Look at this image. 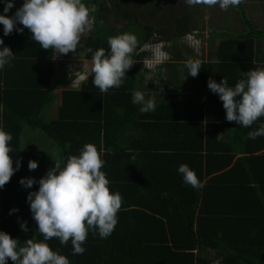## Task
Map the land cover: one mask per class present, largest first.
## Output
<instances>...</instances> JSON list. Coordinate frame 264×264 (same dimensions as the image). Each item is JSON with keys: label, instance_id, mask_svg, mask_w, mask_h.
<instances>
[{"label": "trees", "instance_id": "1", "mask_svg": "<svg viewBox=\"0 0 264 264\" xmlns=\"http://www.w3.org/2000/svg\"><path fill=\"white\" fill-rule=\"evenodd\" d=\"M139 1L83 0L91 20L83 46H78L84 60L92 63L97 49L107 52L109 36L128 32L138 40L131 56L134 65L122 85L108 92L94 85L92 67L85 81L72 87L78 73L67 76L66 58L41 48L22 24L17 25L22 32L8 36L0 24V37L15 54L11 66L0 70V126L13 137V167L20 161L19 170L0 188V231L21 246L29 239L43 240L27 202L28 193L39 185L29 189L19 181H38L57 162L63 164L91 143L105 162L102 171L110 190L122 196V207L112 234L101 239L90 231L82 255H73L71 240L66 245L57 238L47 241L70 264H264V136L249 137L264 117L248 128L227 121L223 102L207 86L209 78L220 83L224 77L232 87L245 72L264 66L259 41L264 31L251 26L245 15L248 3L242 0L235 6L239 19L230 22V12L228 25L211 28L208 37L216 42L207 58L193 51L188 57L185 49L168 55L163 44L164 62L148 67L142 60L145 53L136 50L143 43L153 44L151 35L164 31L140 24ZM22 3L15 0L7 15ZM3 8L0 3V13ZM110 16L121 27L111 25ZM190 19L191 12L175 33H169V42L193 32L205 42L202 27L194 29ZM188 60L201 62L196 77L188 75ZM150 72L156 80L147 82ZM134 91L153 99L155 111L141 113L132 103ZM26 128L43 132L58 151L22 146ZM30 160L38 162L37 169H28ZM181 164L195 171L199 188L183 181ZM24 222L28 231L20 227ZM7 264L14 262L9 259Z\"/></svg>", "mask_w": 264, "mask_h": 264}, {"label": "clouds", "instance_id": "2", "mask_svg": "<svg viewBox=\"0 0 264 264\" xmlns=\"http://www.w3.org/2000/svg\"><path fill=\"white\" fill-rule=\"evenodd\" d=\"M184 2L188 5H219L220 9L226 11L230 7L240 5L242 0ZM0 3L4 4L3 13H0L4 36L10 35L14 30L22 32L23 28L17 27L22 24L30 31L31 38L43 49L67 54L74 52L78 46H83L80 43L82 33L89 24V10L83 0H23L22 6L17 8L12 16L7 13L14 7L15 0H0ZM195 33L187 35L201 43ZM107 43V52L103 48L94 52L91 48L88 49L93 52V83L101 92H108L109 89L122 85L126 73L134 65L131 56L138 40L135 34L125 32L109 36ZM203 43L207 50V43ZM162 44L163 41L158 40L153 44L146 42L139 46L137 52L145 53L143 63L146 66L164 62L165 52L162 50ZM189 48H194V53L201 55L200 45ZM14 59L15 54L0 37V70L5 66L10 67ZM185 67L188 75L196 77L201 70V62L188 60ZM80 74L75 77L72 87L78 86ZM207 86L223 102L227 121H234L235 124L248 128L264 117V68L245 72V78L238 80L232 87L224 77L220 83L209 78ZM132 103L140 106L141 113L153 112L156 109L154 100L146 98L141 91L133 92ZM258 136H264V123L249 133L251 139ZM12 139L11 133L0 126V188H3L20 168V161H16V167H13V159L10 156ZM104 164L97 147L85 143L78 155L67 157L63 164L57 162L38 181L34 178H21L19 183L25 188L30 189L35 183L39 185L38 190L28 193L27 202L43 240L36 242L29 239L21 246L18 239L0 231V264H7L9 259L14 264H70L69 259L58 251H53L47 241L57 238L61 245H66L71 240L73 255H82L86 251L82 245L90 231L98 233L101 239L109 237L118 223L117 213L122 207V196L119 192L110 190V182L102 171ZM37 167V161L28 162L30 171ZM178 172L186 184L193 188L201 186L195 171L187 164H181ZM20 227L28 231L26 222L21 223Z\"/></svg>", "mask_w": 264, "mask_h": 264}, {"label": "rangeland", "instance_id": "3", "mask_svg": "<svg viewBox=\"0 0 264 264\" xmlns=\"http://www.w3.org/2000/svg\"><path fill=\"white\" fill-rule=\"evenodd\" d=\"M128 1L133 2L134 0H128ZM119 2L125 3L126 0H119ZM243 2L248 3L246 6L252 5L255 7V8L245 7L246 17L247 18L249 17L251 21L254 20L253 21L254 23L256 21L257 25L261 23L260 26H264V0H244ZM139 4L140 5L138 6V9H137L138 21L140 22L141 25H145V24L152 25L156 27L157 29L161 30L162 32L164 31L162 35L152 34L150 39L152 41L162 40L163 43L167 47L168 55H173L175 50L184 51V49L186 51L184 55H187V56L190 54L192 55L190 51H193V50L187 49L186 46L187 47H198L200 45L202 47V51H200L201 56H203V58H207L210 54V51L212 50V47L214 48L215 46V44H213V41L214 43L216 42L211 37H210L211 39L208 37L209 36L208 33H210L211 28L218 24H220L221 26L223 24L228 25L230 22L236 21V19H239L238 13H240V10L237 7H230L228 10L225 11V10L220 9L219 5L209 6L203 3L196 4V5H188L184 2V0H140ZM150 12H153V16L149 14ZM190 12H191L190 20L193 21V24L195 25L194 29L199 30L201 29V27L203 29L202 33L204 35V41L206 43L208 42L207 50L202 40L200 43V41L198 40H193L192 37L189 35L183 36L179 40L178 39L173 40L172 42H169L167 39L169 38L168 37L169 33H172V34L175 33L176 31L175 29L179 27V24H182L183 21L186 20V18L188 17V13ZM230 12L237 13V16L233 13L232 15L234 18L232 16L230 17L231 15ZM227 17L231 18L230 22ZM239 17H240V14H239ZM109 23L113 25L116 29H118L122 25L121 22H116V20L114 21V18L112 16H110L109 18ZM165 27L167 28V31ZM90 28H91V20L89 19V24L86 26L85 31L82 33L81 41L85 39V36L88 34V30ZM260 28L261 30L264 31V29H262L264 27H260ZM204 48L205 50H203ZM138 49L136 50V53ZM191 49H194V48H191ZM56 57L60 59H63V57L66 58V61L63 64V68L67 72V76L72 75L75 72L78 74L81 73L80 76L78 77L80 78L78 80V83L85 81L88 75V72L90 71L92 67V63L90 61L84 60L82 52L78 47L74 52L70 51L67 54H60L56 52ZM146 76L144 79L147 82H149L150 79L152 78L156 80L155 76L152 75L151 72L148 73ZM169 81L171 85L175 86V79L173 77H170ZM56 109H57V102L53 105L52 110L50 112V115L52 117L55 116ZM22 142H23L22 146L24 147L29 146V147H35V148H40L44 150L46 149L52 153H56L58 151L57 145L52 140L47 138V136L43 132L38 131V130L33 131L29 128H26L24 134L22 135ZM205 253L208 256H210L211 254V252L208 254L207 251Z\"/></svg>", "mask_w": 264, "mask_h": 264}, {"label": "crops", "instance_id": "4", "mask_svg": "<svg viewBox=\"0 0 264 264\" xmlns=\"http://www.w3.org/2000/svg\"><path fill=\"white\" fill-rule=\"evenodd\" d=\"M247 8L248 7H254V6H250V5H248V6H246ZM255 8V7H254ZM257 8V7H256ZM257 10V9H256ZM247 11V10H246ZM248 19H249V17H248ZM250 20V19H249ZM254 21V20H253ZM253 21H251L250 20V24H251V26L254 28V29H258V30H261V28L260 27H264V26H260L261 25V23H259V25H257V22L255 21V23L253 22ZM246 28V25H245V23L243 22V20L241 19V22H240V25H239V29H245ZM262 29H264V28H262ZM261 31H263V30H261ZM260 45H261V47H262V49H260V52H261V54L264 56V37H261L260 38ZM263 65H264V63H263ZM261 68H264V66H262Z\"/></svg>", "mask_w": 264, "mask_h": 264}]
</instances>
